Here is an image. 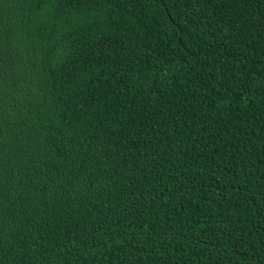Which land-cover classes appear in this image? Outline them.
Masks as SVG:
<instances>
[{"label":"trees","instance_id":"obj_1","mask_svg":"<svg viewBox=\"0 0 264 264\" xmlns=\"http://www.w3.org/2000/svg\"><path fill=\"white\" fill-rule=\"evenodd\" d=\"M0 264H264V0H0Z\"/></svg>","mask_w":264,"mask_h":264}]
</instances>
